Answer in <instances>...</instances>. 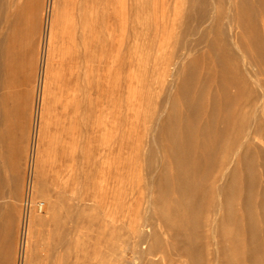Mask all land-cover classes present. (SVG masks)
<instances>
[{"label": "rangeland", "instance_id": "1", "mask_svg": "<svg viewBox=\"0 0 264 264\" xmlns=\"http://www.w3.org/2000/svg\"><path fill=\"white\" fill-rule=\"evenodd\" d=\"M11 2L0 264H264V0ZM71 72L88 81L61 92ZM65 94L81 98L76 113H63ZM185 144L193 194L176 178L173 146Z\"/></svg>", "mask_w": 264, "mask_h": 264}, {"label": "bare ground", "instance_id": "2", "mask_svg": "<svg viewBox=\"0 0 264 264\" xmlns=\"http://www.w3.org/2000/svg\"><path fill=\"white\" fill-rule=\"evenodd\" d=\"M13 3L11 2V0H0V5H1V14H4L3 12H4V10H7L8 9V11L10 12V10L9 9H11V7L13 6L12 5ZM10 7V8H9ZM249 9V8H248ZM7 11V12H8ZM12 11V10H11ZM8 12V13H9ZM247 12V11H246ZM249 12V11H248ZM7 13V14H8ZM260 13V12H259ZM5 14H6V12H5ZM6 14V15H7ZM5 15V17H4V15H1V16H3L4 18H2V19H4L5 20V22L7 23L8 21H9V23L11 22V21H13V18L14 17H12L13 16V14L12 13H9L8 14V16H6ZM262 17H263V15H262ZM261 17V18H262ZM53 21V20H52ZM5 23V26L6 25H9V24H6ZM52 23V22H51ZM43 25H44V23H43ZM51 25V24H50ZM49 25V26H50ZM10 26V25H9ZM14 28V27H13ZM13 28H12V30H13ZM47 28H49V27H47ZM50 30H51V27L49 28ZM45 32L47 33V32H49V31H47L46 29H44V33L43 34H45ZM51 32H52V30L50 31V34H51ZM49 33H47V38H48V36L50 35H48ZM52 35H53V32H52ZM44 36V35H43ZM78 37V36H77ZM47 38H46V42H45V48H46V51H49L50 52V50H48L49 48H50V36H49V38H48V42H47ZM62 40V39H61ZM55 45V44H54ZM53 45V46H54ZM64 51V50H63ZM39 53V52H38ZM78 53V52H77ZM68 56V55H67ZM71 57V56H70ZM75 57V56H74ZM82 57H84V56H82ZM63 58V57H62ZM66 59V58H65ZM47 60V59H46ZM75 60V59H74ZM61 61V60H60ZM68 61V60H67ZM72 61V60H71ZM49 63H50V61H48ZM52 62V61H51ZM69 62V61H68ZM80 62V61H79ZM78 62V63H79ZM46 63V62H45ZM54 63V62H53ZM60 63V62H59ZM70 64V63H69ZM64 65V64H63ZM8 66V65H7ZM71 66V65H70ZM74 66V65H73ZM76 66V65H75ZM107 66V65H106ZM69 67V66H68ZM6 68V67H5ZM54 68V67H53ZM48 69V68H47ZM71 69H72V67H71ZM90 69V68H89ZM45 70V69H44ZM108 70V69H107ZM89 71V70H88ZM92 71H93V69H92ZM74 72V71H73ZM48 73V72H47ZM83 74H85V75H88V72H86V73H83ZM94 74V73H93ZM50 75V74H49ZM64 75V74H63ZM67 75H68V73H67ZM66 74H65V76H67ZM48 78V77H47ZM62 78V77H61ZM60 78V79H61ZM55 79V78H54ZM88 79V78H87ZM85 77H81V73L80 74H74V73H70L69 74V77L64 81L63 79H61V80H63L64 81V83H62V85L63 86H61L62 87V91L61 92H65V91H67V92H69V91H72L73 89L75 90L76 88H77V90H78V85L80 86V81H88ZM44 80V79H43ZM90 81H91V79H90ZM43 83V82H42ZM44 83H46V80H45V82ZM87 86H89V82H87V83H85ZM44 85V84H43ZM75 86H77V87H75ZM92 87V86H91ZM42 89L44 88L43 86L41 87ZM45 89V88H44ZM88 89V88H87ZM89 91V90H88ZM46 92V91H45ZM67 92H65V93H67ZM88 93V92H87ZM43 94H44V92H43ZM47 94V93H46ZM84 94V93H83ZM92 95V94H91ZM90 96V95H89ZM49 97V96H48ZM62 97H64L63 99H64V105H61V109H62V111H63V113L65 114V115H68L69 114V112H71V111H73V113L75 112L76 113V111H78L77 109V107L82 103V100H81V98H79V97H75V95L74 96H71V95H68V94H65V95H63ZM45 98H46V96H45ZM91 98V97H90ZM92 99V98H91ZM43 100V99H42ZM63 101V100H62ZM87 102H88V100H86ZM87 102H86V104H87ZM91 102V101H90ZM54 103V102H53ZM59 105V104H58ZM84 105V104H83ZM85 107H86V105H85ZM79 109H80V107H79ZM90 109V108H89ZM87 110V109H86ZM72 113V112H71ZM82 113V112H81ZM65 117V116H64ZM91 119V118H90ZM89 119V120H90ZM71 120V119H70ZM75 120V119H74ZM87 120V119H86ZM68 122V121H67ZM70 123V122H69ZM72 126V125H71ZM65 129H66V127H65ZM71 129V128H70ZM208 136V135H207ZM175 139H177V138H175L174 137V139H173V141H175ZM171 140H172V137H171ZM178 140V139H177ZM173 141H172V143H173ZM179 141V140H178ZM184 141V140H183ZM176 142V141H175ZM174 142V143H175ZM188 143V142H187ZM182 144H184V143H182ZM174 145H176V143L174 144ZM214 146V145H213ZM174 148L173 149H175V158H174V162L178 165L177 166V175H176V178L179 180V181H181V182H184L185 184H186V189L184 188V186H183V190H189V192H191L192 194H193V187H192V185H194V184H191L192 182H191V178L193 179V177H191V175H195L194 173H195V170H194V173H193V171H191V170H193V168L195 167L193 164H192V162H191V159H190V149H191V147H193L192 145H191V147H190V144H185V145H182V147H175V146H173ZM207 148V147H206ZM206 148L204 147V149H205V152H206ZM211 148H212V146H209V148L207 149V152H209V153H206L208 156L210 155V153H211V155L212 154H214L215 152H213L214 151V149L212 148V150H211ZM210 149V151H208ZM213 152V153H212ZM211 155H210V157H211ZM174 156V152H173V154H172V157ZM212 157H215L214 155L212 156ZM194 159H196V158H194ZM201 160V159H200ZM214 160V159H213ZM195 161H197V159L195 160ZM210 161V160H209ZM211 161H212V158H211ZM215 162H217V161H214L213 163H211V164H209L210 166H214L213 164H216ZM203 163V162H202ZM205 163V162H204ZM196 164H197V162H196ZM206 164H207V162H206ZM218 164V163H217ZM192 165L194 166L193 168H192ZM201 166V165H200ZM216 166V165H215ZM218 166V165H217ZM208 167V165L205 167V168H207ZM211 168V167H210ZM215 167H213L212 169H214ZM217 168V167H216ZM209 169V168H208ZM211 169V170H212ZM206 171H207V169H206ZM210 170H208L207 172H209ZM212 171H214V170H212ZM211 172V171H210ZM209 172V174L207 173V175H208V177H206V178H211L210 177V175L211 174H213V173H210ZM191 173H193V174H191ZM191 174V175H190ZM216 176V175H215ZM218 176V175H217ZM196 177H198V175H196ZM200 177H198V179H199ZM214 180H215V177H212ZM211 178V180H213ZM219 178V177H218ZM217 178V179H218ZM200 180V179H199ZM208 180V179H207ZM194 181H197V180H194ZM191 182V183H190ZM198 182V181H197ZM214 182V181H213ZM212 182V183H213ZM199 183V182H198ZM209 183V182H208ZM182 184V183H181ZM197 184V183H196ZM199 184H197L196 186H198ZM209 185H212L211 183L210 184H208V186ZM214 185V184H213ZM213 185H212V187L211 188H213ZM246 185V184H245ZM244 185V186H245ZM211 188L210 187H207L206 188V190L210 193V192H212L211 191ZM235 188V187H234ZM247 189L246 190H248V187H246ZM197 190V189H196ZM199 190V189H198ZM240 190V189H239ZM88 191V190H87ZM241 191H243V190H241ZM250 191V190H249ZM202 192V191H201ZM234 192V193H233ZM233 192H231L230 194L229 193H227V194H229V195H231V196H229V197H226L225 196V203L224 204H229V202H231L232 203V201H233V198H235V197H237V189H235V191H233ZM245 192V191H244ZM78 193V192H77ZM248 193V192H247ZM76 194V193H75ZM191 194V195H192ZM194 194H195V191H194ZM246 194V193H245ZM249 194H250V192H249ZM253 194V193H252ZM233 195V196H232ZM255 195V194H254ZM85 196V195H84ZM197 196H199L198 195V193H197ZM75 197V196H74ZM81 197V196H80ZM194 197V196H193ZM193 197H192V199H193ZM196 197V196H195ZM241 197V196H240ZM249 197V196H248ZM251 197H252V195L250 196V199H251ZM87 198V197H86ZM254 197H252V199H253ZM84 199L85 198H82V201L84 202ZM190 199V198H189ZM196 199V198H195ZM194 199V200H195ZM87 201L89 200V199H86ZM94 200V199H93ZM93 200H89V201H93ZM80 201V200H79ZM78 201V202H79ZM195 201H198L197 199L195 200ZM236 201V200H235ZM64 202H65V200H64ZM70 202V201H69ZM86 202V201H85ZM201 202V201H200ZM249 202V201H248ZM247 202V203H248ZM246 203V202H245ZM250 203V202H249ZM233 204V203H232ZM254 204V203H253ZM230 205V204H229ZM234 205V204H233ZM71 206V205H70ZM185 206V205H184ZM194 206V205H193ZM196 206V205H195ZM212 206V205H211ZM210 206V207H211ZM251 205L249 204V207H250ZM62 207V206H61ZM189 207V206H188ZM192 207V206H191ZM243 207H246V205L245 206H243ZM247 207H248V205H247ZM67 208V207H66ZM193 208V207H192ZM199 208H201V207H199ZM198 208V209H199ZM190 209V208H189ZM244 209V208H243ZM185 210H187V209H185ZM203 210V209H202ZM248 210H250V209H248ZM252 210H253V208H252ZM66 211V210H65ZM243 211H245V210H243ZM190 212V211H189ZM193 212V211H192ZM251 212H253V211H251ZM250 212V213H251ZM60 214V213H59ZM186 214V213H185ZM200 214V213H199ZM198 214V215H199ZM248 214H249V211H248ZM263 214V213H262ZM55 215V214H54ZM65 216V215H64ZM67 216V215H66ZM253 216V215H252ZM251 216V217H252ZM263 216V215H262ZM261 216V217H262ZM70 217V216H69ZM185 217V216H184ZM65 218V217H64ZM67 218H68V216H67ZM182 218V217H181ZM191 218V217H190ZM263 218V217H262ZM261 218V219H262ZM254 219V218H253ZM264 219V218H263ZM239 220V219H238ZM54 221V220H53ZM73 221V220H72ZM183 221H184V219H183ZM186 221V220H185ZM237 221V220H236ZM263 221V220H262ZM67 222V221H66ZM65 222V223H66ZM181 222V221H180ZM209 221L207 220V221H204V222H202L201 223V227L203 228V230L205 231V234L202 236V239H203V244L205 245V247L207 248L208 246H209V237H208V234H206V232H209V229L211 228L210 227V225H209V223H208ZM253 222V221H252ZM264 222V221H263ZM55 223V222H54ZM237 223V222H236ZM192 223L189 221V220H187V222H182V223H179V225L180 226H178V224H177V226H178V232L183 236V237H185L184 239H185V241H186V243H187V246L189 247V249H190V251L191 252H189V249L187 250V251H184L183 252V254H185V255H189L190 253H191V255H192V252H196V250H195V247H193V242L194 243H196V241H197V239L198 238H200V235L199 234H197L196 233V230L192 227V225H191ZM196 224V223H195ZM235 224V223H234ZM74 225V224H73ZM165 225L166 226H168L169 224L167 223V222H165ZM236 225V224H235ZM75 226H76V223H75ZM74 226V227H75ZM237 226V225H236ZM259 226V225H258ZM60 227V226H59ZM263 227V226H262ZM239 228V227H238ZM264 228V227H263ZM58 229V228H57ZM56 229V230H57ZM255 229V228H254ZM72 229H70V231H71ZM66 232H68V231H66ZM237 232V231H236ZM259 232V231H258ZM62 233V232H61ZM69 233V232H68ZM67 233V234H68ZM178 233V234H179ZM199 233V232H198ZM238 235H239V231H238ZM211 236V235H210ZM181 237V236H180ZM60 238H61V235H60ZM239 238V237H238ZM242 239V238H241ZM199 241V240H198ZM233 241H235V242H233V249H234V251H236L237 250V246H238V244H237V239H235V240H233ZM244 242V241H243ZM242 242V243H243ZM184 243V242H183ZM198 244V243H197ZM200 244V247H199V249L200 248H202L203 249V247H201V243H199ZM240 244V243H239ZM260 246V245H259ZM157 250V249H156ZM202 251V250H201ZM208 251V250H207ZM158 252V251H157ZM154 253H152V255H153ZM158 254V253H157ZM199 255H200V253H198ZM150 255V254H149ZM151 256V255H150ZM194 256V255H193ZM236 256H237V253H236ZM238 257V256H237Z\"/></svg>", "mask_w": 264, "mask_h": 264}]
</instances>
